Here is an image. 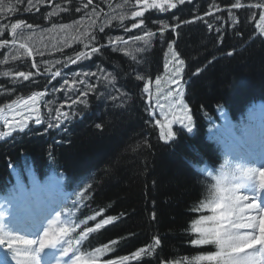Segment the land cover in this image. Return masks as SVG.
<instances>
[{"label":"trees","instance_id":"1","mask_svg":"<svg viewBox=\"0 0 264 264\" xmlns=\"http://www.w3.org/2000/svg\"><path fill=\"white\" fill-rule=\"evenodd\" d=\"M171 1L138 21L144 0H0V206L21 185H60L74 213L65 234L95 264H195L216 253L193 243V225L206 217L205 172L230 140L217 113L264 102V0ZM147 33V45L117 44ZM80 52L90 59L67 63ZM63 77L77 88L64 90ZM35 93L38 113L24 106ZM178 101L191 131L169 123L184 115ZM61 102L69 120L57 130L45 108Z\"/></svg>","mask_w":264,"mask_h":264},{"label":"snow or ice","instance_id":"2","mask_svg":"<svg viewBox=\"0 0 264 264\" xmlns=\"http://www.w3.org/2000/svg\"><path fill=\"white\" fill-rule=\"evenodd\" d=\"M177 2L182 4L184 3V0H177ZM88 3L90 4L91 0H88ZM149 6L164 10V6L162 4L156 3L155 0H153L151 5H148L145 2V7ZM238 6L239 5H234V7ZM257 6L259 7L260 5ZM167 7L174 8L176 7V4L169 2ZM77 10L79 11V9ZM135 15L141 16L143 13L136 12ZM260 21L261 23L258 25V27L264 31V14L260 16ZM18 27L19 25L13 24V32H15ZM28 27H31V25ZM61 27L67 29L69 26L63 25ZM133 27H136V25H133ZM99 31L103 32L104 28L100 27ZM148 35L152 36L153 34L149 33ZM91 39L95 40L96 37L92 36ZM116 39L120 40L121 38L117 37ZM135 39L140 40L142 38L135 37ZM143 42L145 45L149 43L147 39H145ZM13 43H15V41ZM108 43L111 45L113 42L109 40ZM20 47L23 48L25 45L21 44ZM85 47H87V45H85ZM100 47H105V45H101ZM99 51L100 49L97 47L92 48V53H97ZM136 51L143 52L144 49L138 48ZM231 54L232 53H229V55ZM28 55H32L31 51L28 52ZM39 55H43V53L41 52ZM12 58L17 59L18 57L13 56ZM82 59H90L89 54L86 52H80L75 56L74 59L72 57H68L67 63H75ZM56 63L59 64L61 62L57 60ZM177 63L179 65H183L184 62L182 60H178ZM33 67H36L35 63L33 64ZM167 67L168 66L166 64L165 68ZM44 71L45 73H48L51 70L46 68ZM180 71L181 69L179 67L175 69L177 75ZM5 75H8V73H5ZM18 75L27 81L29 76L32 74L20 72ZM60 75V71L51 73L53 80ZM85 75H89V73H85ZM91 75L95 74L91 73ZM64 83L68 84V80H65ZM157 83H159V81H157ZM145 91H148L147 87L145 88ZM40 95L41 93H35L33 97L30 98V102L25 103V108H31L38 113L39 109L37 107L36 100ZM177 95H179V92H177ZM74 102L75 101H73V103ZM177 107L180 108L184 115L175 121H169V123H179L181 126L191 131L192 127H189L184 123L185 119L188 118L187 107L181 104L179 101L177 102ZM40 123L41 120L36 118L35 124L39 125ZM157 123H159V121H157ZM49 127H52V125L50 124ZM20 131H23V127L20 129ZM173 135L174 134L171 131L167 133L169 138H171ZM245 175H251L259 188L264 189V169H255L251 173H245ZM222 183L223 186H219L221 181L218 180L217 196L221 202L216 203L212 208V211L215 213L217 208H222L223 210L218 215L202 217L193 225V231L200 234V238L193 241V243L201 245L214 243L218 251L214 254L195 257V264H202L204 261L209 262V264H264V203H261L253 197L239 193L236 186L229 184L225 180H223ZM58 219L59 217L56 220H53L38 239H30L23 236H14L8 238L0 236V246H5L7 249L13 251V258L16 264H39L38 253L46 247L55 246L62 241L64 244L71 246V241L63 239V234L68 231L67 228H61L59 235L50 231L51 225L56 223ZM90 219H94V217H90ZM112 219L114 218L109 217L108 220L96 224V228H101L104 224L109 223ZM91 231L94 230H87V232ZM87 232L81 235V239H84L87 236ZM16 242L23 246V251L25 253L23 262L18 255L21 251V248L16 246ZM70 250V247H64L62 256L67 257ZM100 251V249H97V252ZM127 259L128 257H124L120 261V264H123V261ZM67 264H69V260H67ZM71 264H95V254H90L87 258H85L83 254L77 255L75 256V259L71 261Z\"/></svg>","mask_w":264,"mask_h":264},{"label":"rangeland","instance_id":"3","mask_svg":"<svg viewBox=\"0 0 264 264\" xmlns=\"http://www.w3.org/2000/svg\"><path fill=\"white\" fill-rule=\"evenodd\" d=\"M64 86H66L64 88V90H67L68 88H71L70 85H67L64 83ZM64 103H60L59 105L57 106H63ZM264 117V116H263ZM53 121L55 122V124H63L65 122V117H64V113L62 111V107H60L59 109L55 110V116L53 118ZM259 128H263L264 129V125L262 124V122L259 123ZM261 149V147H259ZM249 151L251 150L252 152L254 151V147L251 146V148H247ZM247 154V153H245ZM263 156L259 157L258 158V161H260V159L262 158ZM255 159L257 160V158L255 157ZM228 169L226 170V174L231 175L230 179H231V183H234L232 185L236 186L238 184H243V185H248V181H253L254 184H256L255 180L251 177V175H237V168L242 172V173H248L250 172L251 170H255L256 168L254 167L253 164H247V163H236V159L234 160H231L229 161L228 163ZM252 167V168H251ZM248 168H251L249 170H247ZM239 186V185H238ZM237 187V186H236ZM240 187V186H239ZM249 196V194H247ZM221 201H219L220 203ZM13 214V212H12ZM16 215H14L13 217L11 216H7L6 214L3 216V222L2 223H7L9 222L8 224H4L2 225V223H0V236H3L5 238H8V237H13L12 235H15V236H23L25 238H27V236L25 235V233H21V231L19 232H16V229H14L13 225H11L14 217ZM8 218V219H7ZM49 218V224L53 221V220H56L58 217H54V218H51V213L46 216V219ZM9 220V221H8ZM11 221V223H10ZM60 226H61V220L60 218L58 219V221L54 224L51 225V229L50 231L53 232V233H56L59 235V229H60ZM38 235V234H37ZM18 242H16V245H17ZM61 243V242H60ZM62 243L64 244V242L62 241ZM53 248V251H56V245L52 247ZM46 249V248H45ZM59 249V248H58ZM23 250V249H22ZM62 252H63V249H59L55 252L54 256H53V259L46 262V264H52V262L55 261V258H56V255L60 253V263L59 264H67V260H69V263L71 261V259L73 258L72 257V254L71 253H68V256L67 257H64L62 256ZM3 252H2V246H0V264H3V262L1 260H3ZM40 256L43 254V252L39 253ZM40 257L38 256V259ZM71 264V263H70Z\"/></svg>","mask_w":264,"mask_h":264},{"label":"bare ground","instance_id":"4","mask_svg":"<svg viewBox=\"0 0 264 264\" xmlns=\"http://www.w3.org/2000/svg\"><path fill=\"white\" fill-rule=\"evenodd\" d=\"M252 135H254L253 132L250 134V136H252ZM258 156H260V152H259ZM258 156L257 155H251L250 158L254 159L255 157H258ZM261 163H264V160L263 159H261ZM250 185L251 184H248V185L244 186V185L241 184V185H239L240 187L237 186L236 188L239 191V193L244 194V195L249 194L250 197H253V198H255L257 200H260L262 202V200L259 199L258 196L261 193H263V196L261 198L264 199V189L259 188V186L257 184L252 185V186H250ZM21 218H22V221L21 222H15V224H16V232L21 231V232L26 233L25 231H23L22 224H24L25 222H27V219L33 220L34 218L32 216H29V214L28 215H24ZM47 226L48 225L45 226L43 224L42 228H38V231H41L42 229H46ZM12 236L14 237L15 235H12ZM29 238L30 239H33V238H31V236H29ZM46 258H48V255H46V257H44V259H46ZM42 262H43V260L41 261V264H42Z\"/></svg>","mask_w":264,"mask_h":264},{"label":"clouds","instance_id":"5","mask_svg":"<svg viewBox=\"0 0 264 264\" xmlns=\"http://www.w3.org/2000/svg\"><path fill=\"white\" fill-rule=\"evenodd\" d=\"M220 179H222V180H225L226 182H227V177L226 176H221V177H219Z\"/></svg>","mask_w":264,"mask_h":264}]
</instances>
